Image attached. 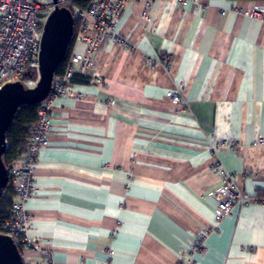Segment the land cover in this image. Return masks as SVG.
Wrapping results in <instances>:
<instances>
[{
    "label": "crops",
    "instance_id": "0c3cea01",
    "mask_svg": "<svg viewBox=\"0 0 264 264\" xmlns=\"http://www.w3.org/2000/svg\"><path fill=\"white\" fill-rule=\"evenodd\" d=\"M180 1L155 2L147 21L141 3L125 4L120 43L102 45L74 96L54 102L25 203L36 264H264L253 202L190 255L213 224L215 166L245 195L264 193V23L247 15L264 0Z\"/></svg>",
    "mask_w": 264,
    "mask_h": 264
},
{
    "label": "built area",
    "instance_id": "2783aa9c",
    "mask_svg": "<svg viewBox=\"0 0 264 264\" xmlns=\"http://www.w3.org/2000/svg\"><path fill=\"white\" fill-rule=\"evenodd\" d=\"M77 0H0V89L7 84L20 83L25 89H34L39 81L38 53L42 29L47 16L55 6L68 9L76 23L74 44L64 64L62 72L52 81L49 96L37 109V119L30 127V136L25 144V152L20 155L8 171V184L13 192L12 204L5 213V220L0 224V235L9 237L20 246L22 264H36L29 255L38 251V245L28 238L30 228L25 203L36 195L34 171L37 156L41 149L48 146L51 131V112L54 102L59 98L73 97L71 78L74 74L85 75L94 68V57L98 49L108 41L120 43L115 28L125 4L135 1L143 5L142 20H148V11L157 1L168 3L180 0H90L87 7H74ZM251 19L264 23V11L254 9L247 13ZM76 45L84 48V53L75 52ZM35 73L33 77L25 75ZM166 98L172 105L182 102V91L168 92ZM259 145L263 142L260 140ZM222 147L219 143L212 149ZM220 176V185L207 193V197L216 201L213 224L201 227L190 251L202 253L206 238L216 230L217 225L229 215L235 205L249 202L264 206V193L249 197L236 187V175L214 167ZM245 174V173H244ZM7 184V185H8ZM43 264H53L49 255ZM184 264H193L186 259Z\"/></svg>",
    "mask_w": 264,
    "mask_h": 264
},
{
    "label": "water",
    "instance_id": "95a60500",
    "mask_svg": "<svg viewBox=\"0 0 264 264\" xmlns=\"http://www.w3.org/2000/svg\"><path fill=\"white\" fill-rule=\"evenodd\" d=\"M51 1L56 4L57 0ZM73 24L71 12L55 6L42 29L38 53L39 81L36 87L25 89L22 84L14 83L0 89V197L8 184V171L2 162L7 148L6 130L20 107L40 105L49 96L54 75L71 41ZM0 264H22L16 244L3 235H0Z\"/></svg>",
    "mask_w": 264,
    "mask_h": 264
},
{
    "label": "trees",
    "instance_id": "16d2710c",
    "mask_svg": "<svg viewBox=\"0 0 264 264\" xmlns=\"http://www.w3.org/2000/svg\"><path fill=\"white\" fill-rule=\"evenodd\" d=\"M90 0H77L74 3V7L78 9H84L89 4ZM230 1H242V0H230ZM249 1V0H246ZM261 1V0H256ZM76 34V23L73 24V34L71 41L68 45L66 55L56 70L54 75H59L64 67L66 59L71 52L74 44V38ZM35 73H30L25 75L27 78L33 77ZM86 79L83 76L74 74L71 78V83H83ZM39 105L32 106H22L20 107L14 115L9 127L6 130L5 139L7 143V148L2 157V162L4 167L9 171L15 162V160L25 152V144L30 136V127L36 122L37 119V109ZM13 192L9 184L4 188L0 197V224L5 220V213L10 208L12 204ZM19 253L21 252L20 246L16 243Z\"/></svg>",
    "mask_w": 264,
    "mask_h": 264
}]
</instances>
